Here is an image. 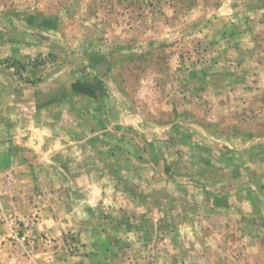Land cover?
<instances>
[{
	"label": "rangeland",
	"instance_id": "obj_1",
	"mask_svg": "<svg viewBox=\"0 0 264 264\" xmlns=\"http://www.w3.org/2000/svg\"><path fill=\"white\" fill-rule=\"evenodd\" d=\"M21 261L264 264V0H0V264Z\"/></svg>",
	"mask_w": 264,
	"mask_h": 264
},
{
	"label": "trees",
	"instance_id": "obj_2",
	"mask_svg": "<svg viewBox=\"0 0 264 264\" xmlns=\"http://www.w3.org/2000/svg\"><path fill=\"white\" fill-rule=\"evenodd\" d=\"M72 90L75 93H81L89 97H96L99 92L105 91V86L101 79L98 77L94 78L93 83L86 81H76L72 84Z\"/></svg>",
	"mask_w": 264,
	"mask_h": 264
},
{
	"label": "crops",
	"instance_id": "obj_3",
	"mask_svg": "<svg viewBox=\"0 0 264 264\" xmlns=\"http://www.w3.org/2000/svg\"><path fill=\"white\" fill-rule=\"evenodd\" d=\"M44 230L47 231V230H48V226H47L46 228H44ZM9 263H11V262H7V264H9ZM29 263H30V262H28V261H27V262H25V261H24V262L21 261L19 264H29ZM31 264H32V263H31Z\"/></svg>",
	"mask_w": 264,
	"mask_h": 264
},
{
	"label": "built area",
	"instance_id": "obj_4",
	"mask_svg": "<svg viewBox=\"0 0 264 264\" xmlns=\"http://www.w3.org/2000/svg\"><path fill=\"white\" fill-rule=\"evenodd\" d=\"M26 234H24L23 236H21L22 240L26 239Z\"/></svg>",
	"mask_w": 264,
	"mask_h": 264
}]
</instances>
